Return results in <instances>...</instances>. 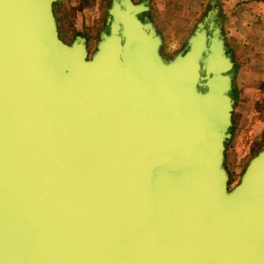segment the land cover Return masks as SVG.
Segmentation results:
<instances>
[{
  "label": "water",
  "instance_id": "water-1",
  "mask_svg": "<svg viewBox=\"0 0 264 264\" xmlns=\"http://www.w3.org/2000/svg\"><path fill=\"white\" fill-rule=\"evenodd\" d=\"M57 1L0 0V264H264V148L229 189L217 17L166 58L113 0L89 54Z\"/></svg>",
  "mask_w": 264,
  "mask_h": 264
},
{
  "label": "rangeland",
  "instance_id": "rangeland-1",
  "mask_svg": "<svg viewBox=\"0 0 264 264\" xmlns=\"http://www.w3.org/2000/svg\"><path fill=\"white\" fill-rule=\"evenodd\" d=\"M112 1L55 2L53 13L59 37L67 43L78 36L83 37L91 54L96 48L100 33L108 28V10ZM209 7L207 0H149L148 8H144L140 16H149L160 34V54L172 58L185 49L187 37ZM260 24L264 25L263 22ZM234 41L225 39L234 61L231 136L225 148L229 189L239 181L249 160L264 148V37L261 39L258 35V39L253 41L254 44L262 43L255 49L244 48Z\"/></svg>",
  "mask_w": 264,
  "mask_h": 264
},
{
  "label": "crops",
  "instance_id": "crops-1",
  "mask_svg": "<svg viewBox=\"0 0 264 264\" xmlns=\"http://www.w3.org/2000/svg\"><path fill=\"white\" fill-rule=\"evenodd\" d=\"M207 1L209 2L210 7L206 11V14L208 12H212L217 17L222 29L224 39L229 38V40H235V43H240L242 47L248 49H255L258 45H262V43H264H253V41L258 39V35L261 37V39H263L264 37V25L261 26L262 24H260V22L264 23V0ZM135 2L140 4H142V2H145L144 4H142V8H148L149 0H136ZM145 16L147 17V14H145ZM194 28L191 30L190 34L194 30ZM226 159L224 161V164L228 161Z\"/></svg>",
  "mask_w": 264,
  "mask_h": 264
}]
</instances>
